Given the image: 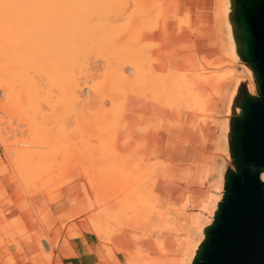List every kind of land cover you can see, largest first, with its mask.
<instances>
[{
	"label": "rangeland",
	"instance_id": "374dc122",
	"mask_svg": "<svg viewBox=\"0 0 264 264\" xmlns=\"http://www.w3.org/2000/svg\"><path fill=\"white\" fill-rule=\"evenodd\" d=\"M64 1L66 5L68 2L67 0ZM118 1L120 3L119 6L117 8L110 7L109 13L104 14L103 9L102 14L101 12L99 15L93 13L90 18L87 16L89 19V23L87 21V28H93L94 26L120 28L118 29L119 32L112 34L113 38H127V28H139L136 40L134 41L144 44L141 45V53L137 51L138 54H141L139 55L142 61L140 63H142V66L144 65V78L147 79V83H153L152 85H155L161 91L158 94H152L150 89L149 91L147 89L146 91L145 89H139L138 91H145V95L141 94L142 96L140 97L134 96L135 93L131 95L128 107L133 112L129 109V111H125L119 118L120 121L113 137L114 141L106 139L107 136H104L105 133H102L104 130L101 127L103 128L104 123L98 124L101 117L105 118V113H108L107 109H109L110 104L115 107V100L118 97L115 96V100H113L115 103L113 102V104L109 99V95L111 94H108L111 93L113 84H115L114 79H112L114 77L112 74L115 61L110 54L91 51L82 65L83 72H80V75L78 74L81 80L83 79L82 81L88 77L89 80L88 78L87 80L90 81L89 84L93 87L97 84V81L96 84L92 82L98 80L101 83L100 86L98 83V91L101 92L98 93L106 98L107 101L104 98L99 99L98 97H101L99 94L96 95L97 93L95 94L92 90L90 92L89 89H86L85 92L88 93L84 96L86 98L89 97L92 102L88 100L86 101L87 104H84L83 102L76 101V103L70 100L72 102L70 104L68 103L69 99L65 98L66 95L61 102L54 100L56 102L54 103L53 97L55 96L56 100H58L59 96L57 98V93H61L62 90L55 92L52 89L53 91H50V93L49 91L47 92L48 89L51 90L50 86L52 85L50 83L54 84L52 80H50L51 82H45L46 88H48L46 89L44 86V89H46V91L43 89L44 93H40V88L37 89L39 90L37 94L39 93L40 97V94L43 93L42 95L45 94L46 96L48 93L47 98L43 96L46 99L41 98L44 103L41 102L40 98L37 99L38 97L35 96L37 94L31 95V98L30 96L27 98L29 92L27 91L28 93H26L25 90L32 87V84L29 85V83L30 87L26 86V83L25 86L28 88L25 89L22 86L25 83L22 82V84L16 80L17 82H14L16 83L14 84L15 87L13 85V92H16L13 93L11 91L12 94L9 93V96L7 94L6 97V94L1 91L0 127L2 137L0 143L3 141L4 146L2 143L0 144V264H62L64 251L69 248L70 241L82 236L86 232H91L96 236L98 243L105 251L106 257L113 264H121L118 257L119 254L125 256L126 264H192L198 243L195 244L192 252L182 242H180L177 252L163 249L161 252L149 253L138 246L137 239L142 236H147V238L152 236V240H154L157 246L159 245L158 237H163V234H160L158 231L172 230L169 216L155 209L154 201L156 195L155 197L152 195L154 193V186L151 184L154 179L148 172L152 163H147L141 158L145 131L154 123L157 115L164 110H167L171 114L194 112L201 114L204 118L207 115L213 114L215 107L220 104L222 109H224L222 110V114L226 115V108L232 109L236 90L240 93L244 80L247 81L249 90L254 95L258 94L257 84L251 69L236 57L237 53L229 39L228 32L226 35V32L224 34L222 30V21L227 11L226 8L229 6L228 0ZM65 5L64 8L66 7ZM83 10L81 9V12L80 10L78 11L82 13ZM78 11L76 13L78 19L73 17L74 20L81 19L79 17L81 14ZM70 14L72 13L70 12ZM162 20H173L177 24L179 32L183 35L181 46L184 51L185 64L180 69L157 70L153 66L152 56L147 55L149 48L152 46L151 33L158 28ZM133 53L136 54V52ZM126 66L129 76L126 86L128 82L129 85H133L134 87L141 83L145 84V82H142L144 78L140 80L139 77L136 80V75L132 68H130L132 67L131 65L127 64ZM34 73L30 74L34 75L33 80L36 77ZM94 78L96 79L94 80ZM42 79L39 80L38 78L37 81L43 84ZM63 80L64 78L62 82L65 83L66 79ZM163 80L167 83L168 89L162 84ZM56 82L59 86V82ZM62 82L60 83L61 85L63 84ZM42 84L40 87H42ZM47 84L50 85L47 86ZM138 88H143V85H140ZM134 91L136 92L137 90L135 89ZM62 96L63 92L60 98ZM119 98L123 99L122 95ZM64 100L67 101L68 106H66ZM96 100L97 102H94ZM63 101L65 103L64 106H62ZM89 101L93 105L88 103ZM39 103L42 104L39 105ZM36 104L37 107H35ZM74 105H76V108ZM102 105L106 106L105 108L103 107L105 111ZM60 106L63 107V110L59 109L61 108ZM43 107L47 108V111L43 110ZM64 107L66 111L70 108L71 110L66 112ZM34 108L35 110L36 108L37 110L42 109L43 114H40L41 111L39 112V110H36V114ZM97 108L99 110L103 109L99 111L104 112L103 114L100 113V117H97L95 113L97 110V114H99ZM113 108L111 107L109 112ZM72 109L74 110L73 113ZM77 109L80 112L84 111V114L82 112L76 114ZM67 113H70L69 118L65 117L68 115ZM46 114H48V117ZM62 114L63 116L61 117ZM81 114L86 116H81ZM33 115H35V118ZM38 115L41 116L39 117ZM93 115L99 118L96 122L98 125L94 124L96 119ZM49 116L51 118L56 117L54 119L55 122L58 120L59 124L60 121L64 124L58 125L60 127L57 128L58 123L56 122L55 124ZM80 116L82 121L78 119ZM82 117L86 120H83ZM63 118L65 121H63ZM37 119L38 123L36 124H39L38 126L35 124ZM44 119L47 121L45 122ZM77 121L80 122L77 123ZM100 121L102 122V119ZM49 122L51 126H49ZM82 122L88 126L83 125L84 127L86 126L84 128ZM33 125L36 126L33 127ZM65 125L66 129L69 126H73L72 128L70 127L72 130L70 129L69 131L68 129L69 133H66L68 131L63 129ZM44 126L45 129L42 128ZM80 127L82 130L79 129ZM51 128H54L53 131H58L53 132ZM98 128H100V134L97 132ZM60 129L65 131H62L63 137L66 136L65 138H62L63 134H60ZM37 130L42 131L37 132ZM43 130L46 132L44 135L42 134L44 133ZM52 132L53 138L49 134ZM90 132L99 136H93ZM54 133H58V137ZM55 138L61 139L56 142ZM110 141L114 147V152L106 150L107 154H105V150L103 149H107ZM6 143H8L7 146ZM32 144L34 148L31 146ZM23 145L27 149V152L24 151L26 152L24 154L27 156L30 153L32 154L31 149H33L34 153L39 150L40 154L46 150L43 153L46 154L48 152L47 157L43 155L45 163L41 160L42 154H39L41 161L36 159L39 156L35 154H32L33 157L30 156L31 159L40 161L39 163L36 162L37 164L34 163L35 168L32 166V161L34 160L31 161L29 159L28 161L30 162L27 164V157L23 154L21 156H25L26 160L21 158L20 161L18 153L15 154V151L16 148L24 147ZM87 145L88 147L86 148L85 146ZM109 152L110 154H108ZM48 157L51 160H48ZM118 157L122 158V160L118 159ZM45 158L48 161H45ZM130 160H137L138 163H134L135 167L131 168L132 170L126 169L127 162ZM230 161L228 155L227 163ZM30 165L33 169L27 167ZM17 166L19 168H16ZM25 168L28 170H25ZM197 218L198 215H195L194 220L197 221ZM117 233L126 234V238L130 241L128 248L116 244L115 235Z\"/></svg>",
	"mask_w": 264,
	"mask_h": 264
},
{
	"label": "bare ground",
	"instance_id": "6f19581e",
	"mask_svg": "<svg viewBox=\"0 0 264 264\" xmlns=\"http://www.w3.org/2000/svg\"><path fill=\"white\" fill-rule=\"evenodd\" d=\"M73 1L74 0H72V1L67 0L68 3L65 5V3H64L65 1L64 0H0V93L2 91V92H4V94H6L5 97L7 96V94L9 96V93H11V91L13 92V89L15 87L14 84H16V83H14V82H17L16 80H18V82H20V83H22V82L25 83V84L22 83L23 84L22 86L25 89L28 88V87H30L29 85L32 84V87H30L27 90H25L26 93L29 92V94L27 95V98H28V96H30V98H31V95L34 96L35 94H37V92L39 91L37 89H39V88H40V93L43 92L44 90L46 91V89L48 87L46 88V83L45 82H48V81L52 80V82L54 81L53 82L54 84L50 83L51 81L49 82L52 86H50L51 90L48 89L47 92L49 91V93H50V91H53L52 89H54L55 92H59V91L62 90L61 93H57L58 95L55 93V95H57V98L59 96L58 100H56V97L55 96L53 97V96L50 95L51 97H53V102L54 103H56L55 101L61 102V100L64 99L63 97H65L67 95L68 97L66 96L65 98L66 99L67 98L69 99L68 100L69 101L68 103H70L71 102L70 100H72V102L79 101L80 103L83 102L84 104H87L86 101H88L90 99H89V97L86 98L84 96L85 94L87 95V93H88V92L86 93L85 90L86 89H89V91L92 90L95 94L97 93L96 95H98L99 93H101V92L98 91V83H99V86L101 85V83L98 80H95L96 78H94L95 81L92 80L93 82L92 81L91 82L92 83L95 82V84H96V81H97V84L94 85V87L93 86H90V84H89L90 81H88L89 78L87 77L88 78V80H87V78L84 77L85 75L82 76V77L83 78H86V80L82 81L83 79L81 80V77L79 76L80 75L79 73L80 72L81 73L83 72L82 71V65L84 64L85 59L87 58V56L89 55V53L91 51H96V52L103 53V54H110L114 58V61H115V65L113 66V74H112L114 76L112 79H114V83L115 84H113V88L111 90V93H108V94H111V95H109L110 96L109 99L112 101V103L114 102L113 100H115V96L116 97L117 96L119 97L120 95H122V98L123 99H121V98L118 99V97H117L118 100L116 99L115 100L116 103L115 102H114L115 104L113 103L115 105V107L114 106H111L112 104H110L109 109H111V107L112 108L114 107L115 109L113 108V110H115V111L111 110V112H109L110 110L107 109L108 110V113L107 112L105 113L106 114L104 116L105 118H103V117L100 118V120L102 119V122L99 120V118H96L95 115H93V116L96 119L95 122H94L95 125H98L100 123H104V125L102 124L103 125V128L100 125H99V127H101V129L104 130L102 133H105L104 136H107L108 137V138L106 137V139L111 140V141H114V138L113 137L115 136V132H116L117 126H118L119 121H120L119 118L122 116V114L125 111H129V109H130L128 107V104L130 102L131 95H133L135 93L134 96L140 97L142 95H145L144 93H145L146 89L148 91L150 89V91H151L152 94H158V92L161 91V90H159V88H156L155 85H152L153 83L152 84L151 83H147V79L144 78L145 77V70L143 69L144 65L142 66V63H140V62H142L140 60V57L141 56H139L141 54H138V53H141V51H142V50L140 51L141 45H144V44H142L141 42L136 43V41H134V40H136V34L138 33L139 28H127V30H126V34H127L126 37L127 38H113L112 37V34L114 32H119L118 29H120V28H102L100 26H97V27L94 26L93 28H89V27L87 28L88 23H89V19H88L87 16H89V18H90L91 17V14L93 15V13L95 15H96V13L99 15L100 12H101V14H102V10L103 9H104L103 10V13L104 14L105 13H109V11L111 10L109 8L110 7L117 8L119 6V4H120L119 1L118 0H93V1L92 0H89V2H88V0H75L76 2L75 1L73 2ZM82 1H84L85 3L82 2ZM70 4H71V6H70ZM64 5L66 6L65 8H64ZM69 7L71 8V10H70ZM76 9L80 10V12H81V9L82 10L84 9L83 10L84 13L83 12L80 13ZM90 9H91V11H89ZM62 10H64V11H62ZM74 10H76V12H74ZM86 10H87V12L89 14L86 12ZM77 11L82 16L81 15L79 16V14H78V16L81 17V19L80 20H76L75 19L76 20L75 21L74 18H77L76 17L77 16L76 15ZM105 11H107V12H105ZM112 11H113V9H112ZM70 12L72 14H70ZM74 14H75V16H74ZM225 15H226V12H225ZM53 18H54V20H53ZM86 19H88V20H86ZM87 21H88V23H87ZM226 26H227V30H228V28H229L228 21H227V25ZM103 27H104V25H103ZM228 35H229V30H228ZM232 45L234 46L233 43H232ZM234 48H235V46H234ZM137 51H138V53H137ZM133 52H136V54L138 56L135 53H133ZM150 54H151V47L149 48L147 55L151 56ZM144 56H145V54H144ZM127 64H129V65L132 66L130 68H132L134 74L136 75L135 76L136 80H138L139 77H140V80L142 78H144L142 82H145V84H142V83L140 84V85H143V88H138L140 85H137V86L135 85V87H137V88H135L133 85H129V82H128L127 86H126L127 80L129 81V76L127 74L128 71H127V68H126L127 67L126 66ZM32 72L33 73L35 72L34 73L35 76H36L35 77V80H33L34 79L33 78L34 75H30V74H32ZM36 73H37V75H36ZM62 74L63 75L65 74V75L63 76ZM41 76H43V77H41ZM36 78L37 79L39 78V80L43 78L41 81H43V84H45V85H43L42 82H38ZM63 78H64V80L66 79V82L65 83L62 82V79ZM34 81H36V83H34ZM56 81L59 82V86H61L60 88H63V89L58 88L59 86H58V84H57ZM55 82H56L57 85L55 84ZM61 82L63 83L62 84L63 86L60 84ZM26 83H27V85H26ZM28 83H29V85H28ZM146 83H147L148 86L146 85ZM41 84H42V87H40ZM162 84H164V87L166 89H168V86L166 85L167 83L164 80H163V83ZM13 85H14V87H13ZM25 85L28 86V87H26ZM49 85L47 84V86H49ZM54 85H56L58 87H56V86L54 87ZM144 85L146 86L145 88H144ZM44 86H45L46 89H44ZM41 89H42V91H41ZM129 89L132 90V91H130ZM135 89L137 91L136 92L135 91L133 92V90H135ZM139 89L140 90L145 89V91H138ZM15 90H16V88H15ZM92 91H90V92H92ZM15 92L16 91H14L13 93H15ZM62 92H63V96H62V98H60V95L62 94ZM137 92H138V94H137ZM26 93L24 92V94H26ZM42 94H40L41 97L39 95L38 96L35 95V96L38 97L37 99L40 98V100H41V98L43 96H45V94L44 95H42ZM239 94L240 93H238L237 90H236V94H235V97L233 99V104H232V107L233 108L237 105V98H238ZM13 95H15V94H13ZM47 95H48V93H47ZM104 96H106V95L104 94ZM45 97H43V98H45ZM93 98H95V97H93ZM98 98L99 99L100 98L103 99L104 97L101 96V97H98ZM32 99H33V97H32ZM99 99H97V100H99ZM104 99L106 100V98H104ZM34 100H36V99H34ZM97 100L94 101V102H97ZM64 101L66 103V106H68L67 101L66 100H64ZM64 101L62 102V106H64V104H65ZM90 101L88 103L91 104L92 101L91 102ZM41 102H42V100H41ZM53 102H51V103L53 104ZM101 102H102V100H101ZM42 103H44V102H42ZM42 103H39V105H41ZM119 103H121V104H119ZM33 104L35 105V103H33ZM47 104H48V102H47ZM39 105H38V107H39ZM76 105H74V107ZM91 105H93V104H91ZM35 107H37V104H36ZM65 107H64V110H65ZM77 107L79 108L78 105H77ZM100 107H101V105H100ZM100 107H99V109H100ZM103 107L104 106L102 105V108ZM52 108H53V106H52ZM62 108L63 107H61L59 109L63 110ZM88 108H86V109H88ZM93 108H94V106H93ZM99 109H98V112L101 111V110H103V109H101V110H99ZM34 110H35V108H34ZM36 110H37V108H36ZM36 110H35V113H36ZM41 110H39V112ZM43 110H46L47 111V108L45 109L43 107ZM48 110L50 111V109H48ZM69 110H71V108L68 109V111ZM94 110H95V108H94ZM68 111H66V112H68ZM73 111L74 110L72 109V113H73ZM77 111H78V109H77ZM77 111H76V114L82 112V111L81 112L80 111L77 112ZM104 111H105V109H104ZM130 111L133 112L132 109H130ZM43 112H45V111H43ZM48 113H50V112H48ZM91 113L94 114L93 112H91ZM95 113H96L97 117H100L101 116L100 113L103 114L104 112H99V114H97V110H96ZM40 114H43L42 111L40 112ZM53 114H55V113L53 112ZM63 114L61 115V117L63 116ZM69 114L66 115V116L64 115V116L65 117H68ZM83 114H81V116H84L85 117L86 115H83ZM92 114H90V115H92ZM47 115L48 114H46V116ZM33 116L35 118V115H33ZM55 116H56V114H55ZM58 116H59V114H58ZM81 116L78 119L81 120ZM43 117H44V115H43ZM114 117H116V119H114ZM34 118H33V121H34ZM36 118H37V116H36ZM55 118H51V119H53L52 121H54ZM75 118H77V117H75ZM90 118H88V119H90ZM46 119H48V118H46ZM84 119L85 118H83V120ZM97 119L99 120L98 121L99 122L98 124H96ZM103 119H104V121H103ZM67 120H66V122H67ZM73 120H74V118H73ZM44 121H45V119H44ZM63 121H65L64 118H63ZM56 122H55V124H56ZM61 122L62 121H60V124H64L63 122L62 123ZM78 122H80V121H77V123ZM84 122H82L83 123L82 126L83 125L88 126ZM36 123H38V119H37V122H35V124ZM51 123H53V122H51ZM57 123H58L57 126L55 124H53V125H55L57 128H59L60 126L58 127V125H60V124H59V122H57ZM48 124H50V122ZM67 124H69V123H67ZM94 124H93V126H94ZM36 125L38 126L39 124H36ZM36 125H33V127L36 126ZM74 125H75V123H74ZM49 126H51V124ZM79 126H81V125H79ZM86 126L85 127L83 126V127L86 128ZM70 127L72 128L73 126H69L68 127L69 131L71 129ZM42 128L45 129V126L42 127ZM53 129H52V131H53ZM63 129H65V130L68 131V129H66V125H65V128L63 126ZM79 129H81V127ZM99 129L100 128H98V131L97 132H99ZM87 130H89V129H87ZM1 131L2 130H1V127H0V139L2 137ZM41 131L37 130V132H41ZM48 131H50V130H48ZM54 131L57 132L58 130L57 131L54 130ZM62 131L63 130L60 131V134L61 133L63 134V132H65V131H63V132ZM69 131L66 132V133H69ZM112 131H113V133H112ZM43 132H44V130H43ZM53 132L52 133H49V134H51V137L53 135ZM66 133H65V135H66ZM100 133L101 132H99V134ZM42 134L44 135V134H46V132H44ZM57 134L54 133L55 136ZM90 134H92L93 136H99V135H95V134H93L91 132H90ZM110 134H112L111 135L112 136V139L110 137ZM101 135H100V137H102ZM63 136H64V134L62 135V138H65L66 137V136L65 137H63ZM57 137H58V135H57ZM56 138H55V141L56 142H57V140L60 141V139H61V138H59V139H56ZM3 140H4V137H3ZM104 140H105V138H104ZM104 140L101 139V141H103V142H104ZM111 141L107 145V149H103V150H105V154H107V151L106 150H109L111 152H114V147L111 145L112 144ZM2 142L3 141H1V143ZM7 144L8 143H6V146H7ZM2 145H3V143H2ZM31 146L34 148V145L33 144ZM48 146H50V145H48ZM48 146H45V147H48ZM52 146H54V145H52ZM108 146H110V147H108ZM24 147L16 148L15 154L18 153L17 155H18V158L20 159V161H21V158H23V160H24L25 159V156L27 157L26 158L27 161L29 159L31 161L34 160V161H32V166L33 167L35 166L34 163L37 164L41 160L43 161L44 160V157H47L48 156V152H46V154H43V153H45L46 150L45 151H42L43 153H41L42 154L41 155L39 150L37 151V149H35V151L39 152L38 154H36L37 152L34 153L33 149L30 148L32 150V154L33 155L35 154V155L39 156V154H40L41 157H42V159H41L40 156L38 158H36L38 160L41 159L40 161L35 160L33 158L31 159L30 156L33 157V155L31 153L28 156L25 155L24 153L27 152V149H26V147L25 148ZM85 147L87 148L88 145L85 146ZM44 149H47V148H44ZM24 151H26V152H24ZM21 154H23L25 156L23 157V156H21ZM108 154H110V152ZM43 155H46V156L43 157ZM48 158H49L48 160H51L50 157H48ZM118 159L122 160V158H119V157H118ZM18 160H17V162H18ZM46 160L47 159L45 158V161ZM23 162H26V161H23ZM29 162L30 161H28L27 164ZM134 163H137V160H130L129 162H127L126 169L134 168L135 167L134 166ZM21 164H23V163L21 162ZM118 165H119V162H118ZM18 166H19V164H18ZM18 166L16 168H19ZM32 166L30 165V166H27V167H29V169H33ZM22 169H24V168H22ZM25 170H28V169L25 168ZM262 178L264 179V174L262 175ZM151 184H154V181H153V183L151 182ZM151 184H150V186H151ZM151 190H152V188H151ZM152 195L155 197V193H152ZM184 205H185V203H184ZM170 220H171V218H170ZM195 222H196V220H194V223ZM172 229H173V225H172ZM182 243L183 244L185 243L187 245V248H188V250L190 252H192L194 250L195 244H196V243L193 244V238H186L185 241L182 242Z\"/></svg>",
	"mask_w": 264,
	"mask_h": 264
},
{
	"label": "crops",
	"instance_id": "0c3cea01",
	"mask_svg": "<svg viewBox=\"0 0 264 264\" xmlns=\"http://www.w3.org/2000/svg\"><path fill=\"white\" fill-rule=\"evenodd\" d=\"M225 17L222 30L227 35ZM151 34L153 66L160 71L182 68L185 64L181 46L183 35L177 24L173 20H162ZM222 110L219 104L213 114L204 118L194 112L171 114L164 110L146 129L141 158L152 163L148 172L155 183V209L171 218L173 229L157 230L163 234L162 238L158 237L157 246L152 236L138 238L142 250L177 252L180 242L186 238H193V244L202 240L203 230L212 221L223 192L222 171L229 155L227 115L222 114ZM195 215L198 220L194 223ZM115 240L122 247L128 248L130 243L125 233H117ZM118 257L121 264H126L124 255ZM62 264L113 263L106 257L96 236L86 232L70 241Z\"/></svg>",
	"mask_w": 264,
	"mask_h": 264
},
{
	"label": "water",
	"instance_id": "95a60500",
	"mask_svg": "<svg viewBox=\"0 0 264 264\" xmlns=\"http://www.w3.org/2000/svg\"><path fill=\"white\" fill-rule=\"evenodd\" d=\"M226 18L237 58L248 66L237 105L226 108L227 150L223 192L192 264H264V0H228Z\"/></svg>",
	"mask_w": 264,
	"mask_h": 264
}]
</instances>
